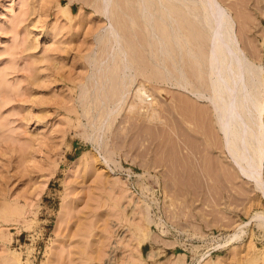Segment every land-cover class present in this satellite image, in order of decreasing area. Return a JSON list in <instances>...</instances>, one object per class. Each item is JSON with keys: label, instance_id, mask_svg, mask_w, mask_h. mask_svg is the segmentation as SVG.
<instances>
[{"label": "rangeland", "instance_id": "1", "mask_svg": "<svg viewBox=\"0 0 264 264\" xmlns=\"http://www.w3.org/2000/svg\"><path fill=\"white\" fill-rule=\"evenodd\" d=\"M219 1L258 105L251 178L184 2L0 0V264H264V0Z\"/></svg>", "mask_w": 264, "mask_h": 264}, {"label": "bare ground", "instance_id": "2", "mask_svg": "<svg viewBox=\"0 0 264 264\" xmlns=\"http://www.w3.org/2000/svg\"><path fill=\"white\" fill-rule=\"evenodd\" d=\"M129 1V0H128ZM161 1V2H160ZM173 0H159V2H160V6H162V8L163 9H167V8H169L170 7V10H171V6H169L168 4H170V3H173L172 2ZM183 0H178V2H180V3H183L182 2ZM186 1H188V0H186ZM186 1L184 2V4H183V6L184 7H182L185 11L184 12H187V13H189V14H186L185 13V15H187V16H189L188 18L190 19V17L191 16H193V17H191L192 18V21L190 22V24H188L189 23V21L187 22V23H185V24H188V25H191L190 27L191 28H194V27H192V22L193 21H198V24L201 26L202 24H201V22L203 21V19L204 20H206L207 21V25H208V28H209V30H210V33H209V31L208 30H205V32H206V34H204L205 32H202L201 33V30H202V28L200 29V26L199 25H197V23L195 22H193V26L196 24V28H194V29H196V31H197V26L199 27L198 28V30H200V31H198V33H201V34H203L202 36L203 37H210V39H209V43H207V41H208V38H207V40H206V42L205 41H200V42H198L197 41V39H198V37H201L203 40L205 39V38H203L202 36H201V34L199 35L195 30H185V31H187V33H189V34H187L186 32H185V36H183V35H181V38H183L182 39V41L179 39V40H177V42H178V45H179V42L181 41V45L180 46H182V44H183V46L182 47H186V45L184 46V44L185 43H187V42H185L186 40L187 41H190L191 40V38H195V39H192L191 41L192 42H194V41H196V42H198V44L200 43L201 44V42H202V44L201 45H205L203 48H205V49H203V53H204V50L206 51H208V53L206 52V55H203V53L202 52H200L199 51V49H202V47H200L201 45H199L198 46V52H197V50H196V52H197V56H200V58L198 57V59H194V57H193V59L194 60H197L196 61V63H197V68L198 69H202V70H204L206 67H202L201 68V65H205V63H203V64H201V62H200V59H203V58H205L206 57V59H204L205 61H206V65H207V68L208 69H205V71H207L206 72V74H208L206 77H207V80H206V83L208 82V84H206V86L208 85L209 86V89H210V91L211 92H213L212 94H213V96L215 97V99H216V102H217V106L216 105H214V106H216V108H217V110H218V112L217 111H215L216 112V115L217 116H219L217 119H220V125H221V127L222 128H224L225 129V131L226 132H228V133H226V134H228L227 135V137H226V135H225V138L226 139H224L225 141L226 140H228V142L230 143V144H232V146H231V148H233L232 149V151L234 150L235 151V153H233L232 151H231V153L232 154H239L240 156H241V161H243L244 160V162H245V171H246V175L245 176H249L250 178H251V176H253V177H255L256 175H257V153L255 154V149H252L251 148V144H249V139H247V136H249L248 134L250 133V130L252 129V125H251V123H250V115H251V112L253 111V114H254V111L256 112V110H258V105H253L252 106V104L250 103V101H249V99H248V93H249V85H248V82H246L245 84H244V87L242 86V82H241V78H242V68L244 67V61H243V59H244V57H243V55L241 56L239 53H241V51L240 52H238V50H237V44L236 45H234L235 43V40H234V37H233V35H232V29H233V22H232V18L229 16V14H228V12L229 11H227V8L219 1V0H201V6H202V4H204V8H198V7H200L199 5H197L194 9H193V7H189V5H188V3H186ZM193 1H195V0H193ZM202 1L204 2V3H202ZM156 2H158V1H156ZM155 2V3H156ZM174 4H175V6H176V3L174 2ZM178 5H180V4H178ZM177 5V6H178ZM177 6H176V8H177ZM182 6V5H181ZM158 7V6H157ZM172 7H173V5H172ZM179 7V6H178ZM158 8H160V7H158ZM186 8H188L187 10H186ZM155 9H156V7H155ZM173 9V8H172ZM181 9V8H180ZM169 9H167V11H170ZM194 10V11H193ZM183 11V10H182ZM166 11L164 10L163 11V13H165ZM177 12H178V10H177ZM152 13H154V11L152 12ZM163 13L161 14V15H163ZM170 13V12H169ZM182 13V12H181ZM181 13H177V15H180L181 16ZM184 14V13H183ZM157 15V14H156ZM159 15H160V13H159ZM165 16H166V18H173L172 16H170V15H172V14H169L168 15V12H167V14H164ZM231 15V14H230ZM170 16V17H169ZM162 17V16H161ZM186 17V16H185ZM185 17H184V19L183 20H185V22H186V20H188V19H185ZM165 18V17H164ZM183 18V17H182ZM195 18V19H194ZM167 19V20H168ZM179 19V18H178ZM194 19V20H193ZM160 20L162 21V18H160ZM166 20V21H167ZM169 20H171V19H169ZM169 20H168V22H169ZM234 20V19H233ZM166 21H163L164 23H163V25L166 23ZM173 21V20H172ZM179 21H181V20H179ZM171 22V21H170ZM162 23V22H161ZM168 24H170V23H168ZM167 23H166V25L165 26H167L168 25ZM183 24H184V21H183ZM184 24V25H185ZM162 25V24H161ZM162 25V26H163ZM184 25H182V23H181V25L180 26H184ZM169 27H170V25H168ZM167 26V27H168ZM172 26V25H171ZM186 26L187 25H185V28H186ZM202 27V26H201ZM161 28V27H160ZM163 28V27H162ZM166 28V27H165ZM184 28V29H185ZM189 28V26H187V29ZM168 29H170V28H168ZM177 29V28H176ZM180 29H182L183 31H184V29L182 28V27H180ZM204 27H203V30L202 31H204ZM224 29V30H223ZM171 30V29H170ZM169 31V30H168ZM179 31V30H178ZM182 31V33H184ZM191 32V34L192 33H195L196 32V34H198L199 36L197 37V35L196 34H192V35H194V36H192V37H190V32ZM195 31V32H194ZM170 32V31H169ZM168 32V33H169ZM170 34V33H169ZM181 34V33H180ZM186 34L187 35H189V36H186ZM170 35H173V34H170ZM169 35V36H170ZM205 35V36H204ZM207 35H209V36H207ZM180 36V35H179ZM183 36V37H182ZM196 36V37H195ZM171 37V36H170ZM190 37V38H189ZM160 38V37H159ZM158 38V39H159ZM197 38V39H196ZM170 39V38H169ZM172 40L170 41V42H172V43H174L173 42V38H171ZM202 39H198V40H202ZM167 40H168V37H167ZM175 41V40H174ZM184 41V42H183ZM170 42H168V43H170ZM176 42V41H175ZM183 42V43H182ZM191 42V43H192ZM191 43H188V44H190V46H187L186 47V49L185 48H182V47H180L181 48V50H183V49H185L186 51H188V47L189 48H194L195 46H197V44L195 45V44H193L192 43V46H191ZM195 43V42H194ZM205 43V44H204ZM206 44H208L207 46H208V48L206 47ZM195 45V46H194ZM175 47V46H174ZM173 47V48H174ZM193 48H192V51H193ZM207 48V49H206ZM172 49V48H171ZM238 49H240V48H238ZM185 50H183L184 52H185ZM194 50H195V48H194ZM173 51V50H172ZM174 51L176 52V51H178V50H175L174 49ZM190 51H191V49H190ZM191 51V52H192ZM183 52V53H184ZM195 52V51H194ZM195 52V53H196ZM201 53V54H199L198 55V53ZM186 53V52H185ZM175 54V53H174ZM176 54H180L179 53V51L176 53ZM175 54V55H176ZM187 55L189 54V52L188 53H186ZM194 53H192L191 55H193ZM205 54V53H204ZM190 55V56H191ZM186 56V55H185ZM194 56H196V55H194ZM202 56V57H201ZM203 56H205V57H203ZM177 57V56H176ZM191 57V58H192ZM175 58V57H174ZM197 58V57H196ZM102 59H103V57H102ZM172 59H173V57H172ZM177 59V58H176ZM178 59H180L179 57H178ZM192 59V60H193ZM245 59H246V57H245ZM202 62H203V60H201ZM175 62H176V60H175ZM178 62H179V60H178ZM198 62H200V64L198 65ZM193 64L195 63V61L194 62H192ZM195 63V64H196ZM132 64V63H131ZM130 64V65H131ZM176 64H178V63H176ZM174 62H173V64L172 65H176ZM120 65V64H119ZM118 65V66H119ZM127 66V65H126ZM200 67V68H199ZM120 68H121V66H120ZM125 68V67H124ZM173 68H175V67H173ZM177 68H179V66L177 67ZM211 68V72L209 71V69ZM121 69H123V68H121ZM121 69H119V70H121ZM171 70V69H170ZM175 70H177V69H175ZM174 70V71H175ZM181 70V69H180ZM199 71V70H198ZM197 71V72H198ZM205 71H201L200 70V72L202 73L201 75L202 76H200V73H199V76H200V78H204L203 80H202V82L203 81H205V79H206V77L204 76L203 77V75L205 74L204 72ZM175 74H178V73H175ZM196 74V73H195ZM205 74V75H206ZM173 75V74H172ZM178 76V75H177ZM174 77V76H173ZM176 77V76H175ZM187 77V76H186ZM188 78V77H187ZM175 79H177V78H175ZM196 79H197V77H196ZM195 79V80H196ZM172 80V79H171ZM178 80H179V77H178ZM182 80V79H181ZM186 81V80H185ZM180 82V81H179ZM178 82V83H179ZM182 82H184V81H182ZM187 82V81H186ZM197 82H198V80H197ZM175 83V82H174ZM191 83V82H190ZM201 83V82H200ZM177 84V83H176ZM180 84H181V82H180ZM180 84H178V85H180ZM187 85H188V82L186 83ZM182 85V84H181ZM190 85H192V84H189V86ZM194 86V85H193ZM192 86V87H193ZM202 86H204V84H202ZM185 87H187V86H185ZM200 87H201V85H200ZM188 88V87H187ZM194 88V87H193ZM203 88V87H202ZM205 88V87H204ZM208 89V90H209ZM244 89V90H243ZM194 90V89H193ZM200 92L201 93V95L203 94V92H202V90L201 91H199V89H195V91L194 92ZM239 91H242L243 92V98L246 100H243V104H242V108H240V103L237 101V94L239 93ZM136 95L140 98V99H143V96H145L146 95V91L143 89V88H138V90L136 91ZM204 95V94H203ZM203 95L201 96L202 98H203ZM200 96V95H199ZM212 96V97H213ZM137 97V98H138ZM150 99H151V97H149ZM215 99L213 100V99H211L212 101H213V103H214V101H215ZM211 101V102H212ZM238 103V104H237ZM216 104V103H215ZM133 105H135L134 103H133ZM172 107V106H171ZM215 108V109H216ZM251 108H252V110H251ZM214 109V108H213ZM214 111V110H213ZM243 111V112H242ZM207 118V117H206ZM208 119V118H207ZM174 121V120H173ZM176 121H177V119H176ZM211 121V120H210ZM236 121H240V125L239 124H237L236 123ZM211 123V122H210ZM173 128V127H172ZM240 128V129H239ZM176 129V128H175ZM173 130H174V128H173ZM176 132V131H175ZM194 132H195V130H194ZM174 133V132H173ZM172 134V133H171ZM181 135V134H180ZM180 135H178V136H180ZM192 135V134H191ZM175 136V135H174ZM185 136V135H184ZM229 136H230V138H229ZM189 137H191V136H189ZM249 138V137H248ZM184 139V138H183ZM230 139V140H229ZM179 140V139H178ZM182 140V139H181ZM199 140V139H198ZM201 140V139H200ZM185 141V140H184ZM180 142V141H179ZM198 142V141H197ZM196 142V143H197ZM222 143H223V141H221ZM185 143V142H184ZM209 144V143H208ZM212 144H214V143H212ZM199 146H200V144H199ZM204 146V145H203ZM202 148V147H201ZM213 148V147H212ZM228 148V147H227ZM231 148L229 147L228 149L229 150H231ZM200 149V148H199ZM189 151V150H188ZM202 151H204V150H202ZM195 152H197V151H195ZM178 153V152H177ZM177 153H176V155H177ZM193 153V152H192ZM230 153V154H231ZM231 154V155H232ZM197 155V154H196ZM233 155V156H234ZM237 156L239 159H240V156ZM193 156V155H192ZM197 156H195V158H196ZM236 157V158H237ZM190 158V157H189ZM190 161H191V159H190ZM194 161V160H193ZM243 162V163H244ZM242 163V164H243ZM192 164V163H191ZM240 164H241V162H240ZM244 166V165H243ZM248 177V178H249ZM254 179V178H253ZM264 190V189H263ZM260 212V211H259ZM259 212H257V214L259 213ZM262 213H263V211H262ZM262 213H260V214H262ZM259 215V214H258ZM257 215V216H258ZM262 222V221H261ZM262 226H263V228H264V222L261 224ZM142 229V228H141ZM234 236H237V235H234Z\"/></svg>", "mask_w": 264, "mask_h": 264}]
</instances>
